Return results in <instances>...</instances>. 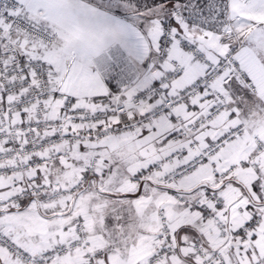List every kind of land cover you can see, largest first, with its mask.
<instances>
[{"label":"snow or ice","instance_id":"obj_1","mask_svg":"<svg viewBox=\"0 0 264 264\" xmlns=\"http://www.w3.org/2000/svg\"><path fill=\"white\" fill-rule=\"evenodd\" d=\"M0 264H264V0H0Z\"/></svg>","mask_w":264,"mask_h":264}]
</instances>
